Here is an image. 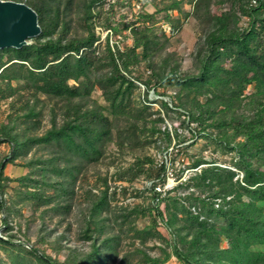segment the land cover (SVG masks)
I'll list each match as a JSON object with an SVG mask.
<instances>
[{
    "label": "trees",
    "instance_id": "trees-1",
    "mask_svg": "<svg viewBox=\"0 0 264 264\" xmlns=\"http://www.w3.org/2000/svg\"><path fill=\"white\" fill-rule=\"evenodd\" d=\"M13 1L23 2L36 12L40 33L20 48L0 49V101L10 99L11 109L7 121L0 122V143L9 145V151L0 157V209L7 210L4 194L11 180L3 172L7 162L24 159V165L37 173V178L26 174L17 180L26 187L18 193H24L23 197L39 206L71 195L69 185L76 173L83 165L96 161L114 138L120 148L124 143L139 145L156 133L166 141L165 149L172 138L178 143L183 141L185 138L180 139L176 129L172 132L165 125L161 128L163 118L159 114L146 119L151 108L145 100L148 88L162 86L173 89L176 98L175 107L163 100L162 107L166 111L175 109L177 118L185 116L187 127L190 123L198 125L189 127L194 134L214 128L216 136L210 132L203 134L217 140L222 149L234 152L233 164L242 176L233 180L232 170L205 166L190 180L206 193L197 196L190 192L180 199L155 190V185L165 179L164 161L154 162L151 156L136 157L132 164L147 163L150 204L131 207L122 214L123 218L149 213L151 224L134 228L135 235L142 240L150 234L160 236L155 230L158 221L168 226L174 239L171 253L181 264H264V251L253 249L256 244L264 245V0H226L229 7L219 14L210 10L211 0H191L196 17H203L195 45V72L180 70L176 54L167 50L170 36L156 18L157 12H167L164 20L173 34L180 25L179 15L190 13L183 10V0H169L153 12L143 10L134 20L122 22V27L129 29L132 42L121 49L110 45L108 34L103 42L99 41L94 30L95 18L102 15L106 0ZM132 1L143 6L149 1L153 3H128ZM168 10H177V16ZM243 17L246 22L239 25ZM103 25L110 31H119L109 17ZM141 60L150 76L145 80L136 78L146 86L145 98L136 105V84L130 74L131 66ZM94 88L100 90L106 104L92 97ZM201 96L204 100H200ZM241 105L251 112H238ZM46 113L48 125L42 129ZM192 163L195 166L203 161ZM58 176L62 181L53 178ZM49 188L53 190L50 194ZM87 195L90 205L82 234L83 239L90 241L87 252L70 262L56 263L33 246L13 242L14 234L9 232L8 220L3 217L4 237H0V246L8 252V261L114 263L118 238L114 234L101 236L104 226L96 217L108 203L106 191L94 194L89 190ZM160 202L165 204L166 218L159 208ZM185 202L198 208L197 214ZM171 204L179 205L177 209L185 222L176 228L179 218ZM68 206L58 205L64 209ZM216 220H222L220 228L216 227ZM186 223L191 230L182 234ZM186 234L191 235L189 240ZM221 236L227 240L226 247L218 244ZM138 251L142 264L163 263L170 254L159 258ZM125 259L123 255L118 261L124 264Z\"/></svg>",
    "mask_w": 264,
    "mask_h": 264
},
{
    "label": "rangeland",
    "instance_id": "rangeland-1",
    "mask_svg": "<svg viewBox=\"0 0 264 264\" xmlns=\"http://www.w3.org/2000/svg\"><path fill=\"white\" fill-rule=\"evenodd\" d=\"M167 1L169 0H153V3L149 1L143 6L138 1H132L129 4L128 0H106L102 7V15L95 18L94 30L99 35V41L103 42L108 34L111 46L117 45L121 49L126 45H130L132 40L129 29L122 27V22L134 20L136 14L143 10L153 12L156 8H161ZM183 1V10L190 13L187 16L179 15L180 25L178 29L173 31V34L164 20L167 12L163 10L157 12L156 18L158 24H163L165 33L170 36L167 50L176 54L175 57L180 61V70L182 72H195L197 67L195 45L198 33L203 27L201 21L203 17L200 16L202 17L200 19L199 15L196 17L194 14L193 1ZM228 7L229 3L226 0H211L210 10L213 13L219 14ZM168 12L173 16L178 14L177 10H168ZM106 17H109L111 24L119 29L118 32L110 31L109 28L104 27L103 22ZM245 22L246 18L243 17L238 24L243 25ZM138 51L141 52V49H138ZM131 68L132 73L130 76L136 84L133 92V102L138 105L145 98L144 90L146 86L136 78L140 76L142 80H145L150 76V73L143 60L132 65ZM148 90V98L145 100L151 108L148 115H146V119L156 118L159 114L163 118V122L159 124L161 128L165 125L172 132L176 129L180 139L185 138L183 141L180 140V143H178L172 138L171 143L165 149L166 141L160 133H156L139 145L132 147L124 143V146L120 148L117 139L114 138L105 145L103 154L96 161L83 165L81 170L76 173L74 181L69 185V189H72L73 192L71 195L68 194V196L60 197L58 200L43 203L39 206L35 201L23 197L24 193H22L23 195L18 193V190H24L26 187L17 180L18 177L26 174L31 178H37V173L30 171V167L24 165V159H16L15 163L7 162L3 172L11 180L8 182L4 194L7 210L0 209V231L4 233L2 218L6 217L7 224L10 226L9 232L14 234L13 242L21 241L27 246H33L56 263L68 260L70 262L75 260L79 254L90 249V241L82 238L90 205V198L87 193L90 190L94 194H100L105 190L108 203L101 214L96 217L99 218V224L102 223L104 226L101 236L114 234L118 238L115 246L118 257L114 263L111 262L110 264H120L118 260L123 255H126L124 264H142L139 249L152 257L159 258H163L169 252L170 254L164 259L165 261L158 264H181L171 253L174 239L168 231V226L158 221L155 230L159 232L160 236L150 234L146 236L145 240H142L135 235L134 228L141 229L143 226L151 224L149 213H145V215L130 214L128 217L123 218L122 214L127 213L131 207L150 204V180L146 177L147 163L136 166L132 164L135 162V158L151 156L154 162L164 161L174 176L173 187L165 193L180 199H185L190 192L197 196L206 193V191L194 186V181L190 180L191 176L198 173L205 166L218 165L228 168L233 171V180L240 179L242 172L233 164L234 152L222 149L218 141L213 138L216 136L214 128L207 127L204 131L201 130L200 134H194L189 130V127L194 128L198 125L190 123L187 127L185 116L181 115L177 118L174 112L175 109L166 111L162 107L160 103L162 100L166 101L172 108L175 107L176 98L173 89L167 88L166 90L162 86H157L156 89L150 87ZM91 95L100 103L106 104L98 88H94ZM200 100H204V97L201 96ZM9 101L10 99L0 101V122L7 121L11 110ZM244 110L245 112H251L250 110L246 111L243 105L237 108L238 112H244ZM48 116L46 113L42 117V129L48 125ZM205 132H210L213 137H206L203 134ZM142 140H144L143 137ZM8 151L9 145L0 143V157ZM198 159L202 160L203 163L192 166V162ZM129 166L133 168L129 169ZM53 178L62 181L60 176ZM47 192L50 194L53 190L49 188ZM189 201L193 202L192 200ZM190 202L184 204L191 207ZM215 202L218 204L219 200ZM66 203L69 204L67 208L58 207V205ZM159 205L164 218H166L164 202H160ZM177 206L179 207L178 204H171L172 211H177V217L179 218L174 228L185 224L181 219L182 213L180 214ZM190 209L193 214H197L198 208L191 207ZM151 214H155L154 210L151 211ZM211 221L214 222V219ZM215 225L220 228L222 220H216ZM186 226L182 227V234L191 230L189 223H186ZM91 227H93V224H91ZM190 237V234H186V240H189ZM218 244L222 247L228 245L224 236H221ZM253 249L264 251V245L256 244ZM7 254L8 252L0 246L1 264H12L8 261Z\"/></svg>",
    "mask_w": 264,
    "mask_h": 264
},
{
    "label": "water",
    "instance_id": "water-1",
    "mask_svg": "<svg viewBox=\"0 0 264 264\" xmlns=\"http://www.w3.org/2000/svg\"><path fill=\"white\" fill-rule=\"evenodd\" d=\"M40 33L36 12L27 4L0 0V49L20 48Z\"/></svg>",
    "mask_w": 264,
    "mask_h": 264
},
{
    "label": "built area",
    "instance_id": "built-area-1",
    "mask_svg": "<svg viewBox=\"0 0 264 264\" xmlns=\"http://www.w3.org/2000/svg\"><path fill=\"white\" fill-rule=\"evenodd\" d=\"M151 184V182H150ZM174 184V176H173V172L167 168L166 165V174H165V179L162 183H157L155 185V190L157 192H160L162 195L165 194V192L168 189H171L173 187ZM0 237H4L3 233L0 231Z\"/></svg>",
    "mask_w": 264,
    "mask_h": 264
}]
</instances>
